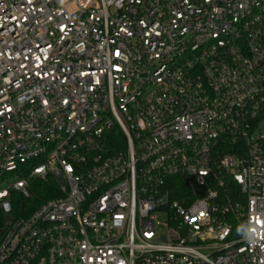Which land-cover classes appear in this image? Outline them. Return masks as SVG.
I'll return each instance as SVG.
<instances>
[{
	"label": "built area",
	"instance_id": "2783aa9c",
	"mask_svg": "<svg viewBox=\"0 0 264 264\" xmlns=\"http://www.w3.org/2000/svg\"><path fill=\"white\" fill-rule=\"evenodd\" d=\"M263 128L264 0H0V264H264Z\"/></svg>",
	"mask_w": 264,
	"mask_h": 264
},
{
	"label": "trees",
	"instance_id": "16d2710c",
	"mask_svg": "<svg viewBox=\"0 0 264 264\" xmlns=\"http://www.w3.org/2000/svg\"><path fill=\"white\" fill-rule=\"evenodd\" d=\"M57 194V183L53 179L48 181L35 180L30 187V196L21 197L13 193L11 205L14 213L26 215L37 207L43 200ZM3 222V211L0 208V228Z\"/></svg>",
	"mask_w": 264,
	"mask_h": 264
},
{
	"label": "rangeland",
	"instance_id": "374dc122",
	"mask_svg": "<svg viewBox=\"0 0 264 264\" xmlns=\"http://www.w3.org/2000/svg\"><path fill=\"white\" fill-rule=\"evenodd\" d=\"M262 133L264 134V128L262 130ZM17 175L15 173H7L2 178H0V189L1 188H7L12 181L15 180Z\"/></svg>",
	"mask_w": 264,
	"mask_h": 264
}]
</instances>
